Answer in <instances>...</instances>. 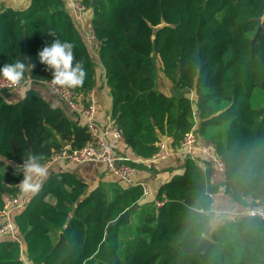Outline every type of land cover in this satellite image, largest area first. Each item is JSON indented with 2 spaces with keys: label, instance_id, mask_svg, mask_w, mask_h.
Instances as JSON below:
<instances>
[{
  "label": "trees",
  "instance_id": "16d2710c",
  "mask_svg": "<svg viewBox=\"0 0 264 264\" xmlns=\"http://www.w3.org/2000/svg\"><path fill=\"white\" fill-rule=\"evenodd\" d=\"M28 1L23 8L0 10V67L26 57L35 65L27 74L32 86L20 101L8 103L0 94V210L6 197L17 194L23 176L14 167L29 153L43 164L63 144L81 148L89 139L82 118L70 119L34 83L51 82L38 52L53 39L73 43L76 61H83L87 75L82 87L71 89L75 93L95 85L96 66L62 0ZM80 1L92 12L110 117L124 144L147 159L161 137L169 136L170 147L177 149L194 132L214 143L224 164L220 185L232 202L264 207V0H96L94 6ZM153 55L167 79L193 90V100L157 90ZM198 160L185 156L182 171L145 202L138 184L107 182L89 190L70 171L50 172L14 217L26 259L263 264L264 220L238 216L210 226L217 186ZM123 211L127 218L116 221ZM201 236L212 242L206 255L188 252ZM0 264H24L16 240L0 239Z\"/></svg>",
  "mask_w": 264,
  "mask_h": 264
},
{
  "label": "crops",
  "instance_id": "0c3cea01",
  "mask_svg": "<svg viewBox=\"0 0 264 264\" xmlns=\"http://www.w3.org/2000/svg\"><path fill=\"white\" fill-rule=\"evenodd\" d=\"M62 1L65 9L71 17V20L77 32L79 33L84 42L87 52L89 53L92 61L96 66V83L93 86L97 89L95 94V124L99 130H103L104 127L107 125L109 119L111 118V98L109 96V91L106 85L105 71L102 65L100 64V61L97 56V46L95 42H91L87 37V32L89 28H91L92 12L89 8H86L84 12H78L72 7L71 0ZM28 2V0H0V10L8 7L14 9L23 8L28 4ZM27 74L28 73H26V77ZM164 82L165 85L170 86L169 79L166 80V78H164ZM34 88L39 91L41 96L47 102L58 107L62 111H65L66 114L70 117V119L71 117L73 118V116L75 117L76 113L71 112L60 99H58L52 94L46 82L36 81V83H34ZM87 91L79 92L76 95L84 97L87 95ZM8 92L9 95L5 97L6 102L15 103L20 101L24 97L26 91H22L19 94H17L15 90H9ZM163 93L168 96L173 95L172 93L167 92L165 90H163ZM106 139L109 144L112 145L113 149L117 152V154L126 156L131 164L136 163L137 166L135 167V174L133 175V184H138L148 189V194L144 195L141 199L143 202L154 200L155 194L160 185L168 181L174 173H180L182 171V165L184 163L185 154L179 148L172 149L170 147L169 155L166 159L151 162L148 160V158L143 159L137 156L129 147L124 144L123 140H116L113 139L111 136H107ZM196 146L199 148H205L207 150V153L197 152L196 157L201 162L203 166V171H205L206 166L209 167L210 183L216 185L217 192L220 191L224 195L223 197H220L218 199V207L216 208L213 200L212 208L209 212L210 222L212 224V227L215 228L218 224L237 217L238 214L245 211L247 208L232 202L229 194H226L223 190V187L220 185L223 180V172L216 171L210 161L211 155L216 154L214 150V143L210 140L196 136ZM43 165L48 167V174L50 172H57L61 170L70 171L74 173L75 175H77V177L82 179L88 185L89 190L107 182H117L122 187H124V184H122L118 180V178L114 176L104 164L87 163L78 166H73L61 161L55 163L50 167L45 163H43ZM18 184L16 185L17 194L20 196V198H23L26 203V201L30 198L32 194L24 192ZM18 243L20 245V241ZM21 246L22 249L20 250H23L25 254V245L23 240Z\"/></svg>",
  "mask_w": 264,
  "mask_h": 264
},
{
  "label": "built area",
  "instance_id": "2783aa9c",
  "mask_svg": "<svg viewBox=\"0 0 264 264\" xmlns=\"http://www.w3.org/2000/svg\"><path fill=\"white\" fill-rule=\"evenodd\" d=\"M72 7L78 12H84L86 6L80 0H71ZM87 37L91 42H97L94 38L93 30L89 28ZM25 77V80H28ZM32 81V80H31ZM5 82L0 80V90H12L4 86ZM52 94L60 99L71 112H75L82 118L89 133L88 141L81 148H71L69 143H65L61 148L51 154L44 163L49 167L58 162H65L69 165L78 166L82 164H104L108 170L124 184V186H133V175L135 167L131 165L126 156L116 154L112 145L107 141V136L113 139L122 140L120 131L115 127L113 120L110 118L103 130H99L95 124V94L96 88L92 87L87 91L84 97L77 96L70 88L53 86L51 82H46ZM172 139L169 136H163L156 142V150L148 158L149 161L155 162L164 160L169 155V148ZM179 149L184 152L185 156L197 158V152L207 153L205 148L196 146V135L194 132L187 133L179 143ZM210 161L214 169L218 172L224 171L222 158L217 154H212ZM200 169L203 170L201 162L196 161ZM143 195L148 194V189L142 187ZM162 202H156L160 206ZM25 205V200L18 194L5 198V206L0 210V239L12 238L19 242V237L15 228L14 217ZM241 217L260 218L264 220V207H249L241 212ZM264 264V262H263Z\"/></svg>",
  "mask_w": 264,
  "mask_h": 264
},
{
  "label": "clouds",
  "instance_id": "9594fccd",
  "mask_svg": "<svg viewBox=\"0 0 264 264\" xmlns=\"http://www.w3.org/2000/svg\"><path fill=\"white\" fill-rule=\"evenodd\" d=\"M38 59L51 70L53 86L70 89L83 86L87 73L83 61L75 59L73 43L53 39L50 46H45L38 52ZM34 67L29 58L26 57V61L17 58L0 67V80L5 82V87L15 90L17 94L27 91L31 88L32 81L30 78L25 80V73H32ZM40 160L39 155L29 153L22 164L18 165L23 176L18 185L24 192L32 195L41 190L43 182L48 178V167Z\"/></svg>",
  "mask_w": 264,
  "mask_h": 264
},
{
  "label": "rangeland",
  "instance_id": "374dc122",
  "mask_svg": "<svg viewBox=\"0 0 264 264\" xmlns=\"http://www.w3.org/2000/svg\"><path fill=\"white\" fill-rule=\"evenodd\" d=\"M153 59H154V63H155V76H156V82H157V87H158L157 90H159L161 92H163V90H165L167 92L172 93L173 95L185 94V95L189 96L190 99L193 100L194 94H193L192 89L184 88V86H182V85L173 84L170 80H169L170 86L165 85L164 78H166V77L162 72L160 61L156 55H153ZM166 80H168V79L166 78ZM172 149H176V148H172ZM223 196L224 195L220 191L213 194V200L215 203V208L218 207V199L220 197H223ZM239 215L240 214H238V216ZM211 226H212V224H211ZM18 237H19V241H20V249H22V246H21L22 238L19 235H18ZM21 259L23 260L24 264H31L26 259V256H25L23 250H21Z\"/></svg>",
  "mask_w": 264,
  "mask_h": 264
},
{
  "label": "water",
  "instance_id": "95a60500",
  "mask_svg": "<svg viewBox=\"0 0 264 264\" xmlns=\"http://www.w3.org/2000/svg\"><path fill=\"white\" fill-rule=\"evenodd\" d=\"M96 4V0H91V5H95ZM157 27H153V35L156 33L157 31ZM261 30V28L259 27L255 36L252 38V44L256 41V38H257V35H258V32ZM0 94L3 95L4 97L8 96L9 95V92L5 89H2L0 90ZM16 170L20 171V169L18 168V166H15L14 167ZM128 216V213L127 211H123L119 216L118 218L116 219V221H119L121 220L122 218H127ZM60 239L62 240V237L60 236ZM196 244L190 248H188V252L190 253H196V254H202L203 256L206 255V252L208 250V248L212 245V242L204 237V236H201L199 237L196 241Z\"/></svg>",
  "mask_w": 264,
  "mask_h": 264
}]
</instances>
